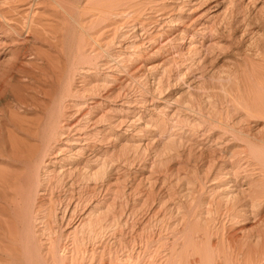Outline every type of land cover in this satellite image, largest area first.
<instances>
[{
	"label": "bare ground",
	"instance_id": "1",
	"mask_svg": "<svg viewBox=\"0 0 264 264\" xmlns=\"http://www.w3.org/2000/svg\"><path fill=\"white\" fill-rule=\"evenodd\" d=\"M1 1L4 4H0V6L3 7L6 5L8 11L2 12L0 9V264H107L104 260L108 251H105L104 247H100L99 250H94L91 246V249L87 248V245L90 243L95 245L108 230H115V227L119 226V219L116 218L118 214L114 216L111 212L112 218L110 219L108 216L110 214L108 213V209L107 212L103 209L106 207H97V205H94L89 213L87 212V216L85 214V216L83 215L85 219L80 220V223L78 222L79 224L76 223L77 225H72L69 222L71 221V217H74L73 210L72 213L69 211L68 220L57 219L59 216L57 217L56 205L54 204L55 201L51 196L46 194L47 196H45V198L43 196L44 194H41L44 192L42 191L41 172L51 163L49 160H46L51 156H54L51 159H53L57 165H62V167L65 168L63 165H65L67 159H72L71 155H76V159H72L74 162H72V164H67V166H70L68 172L81 173L80 180L87 178L88 182H90L89 180H98V178L103 176L107 162L105 161L104 163L100 158L99 160L95 158L93 161L94 163H92H96V166L94 165L96 170H93L89 165L90 158H83L82 155H84V153H80L79 155L78 151H76L77 148H75L76 141L77 143L81 141L85 144L87 142L88 134H85L86 132L81 135V138L78 137V134L81 132L79 131L80 128L83 129V127L86 128V126L99 128L98 125L102 124L103 118L106 116V113L105 115L101 113V111L104 112L105 108L104 110L100 109V113L97 111L95 112L97 108L99 110L101 107L99 106L101 101L97 102L98 99L96 102L92 101L91 107L88 104L89 107L87 106L88 108H85V104H87V101H85L86 97L88 94L92 96L101 93L102 95L104 92L106 95L107 93L108 95L111 94L110 90L107 91L104 82L98 81V84H92V82L87 81L89 79L88 75H91L89 72L100 67L103 63L101 62L98 66L99 62H97V60L99 61L100 58L108 55L105 52V49L108 47H104L106 43H110V41H108L110 38L108 34H106L108 39L104 38L105 43L103 44V39L100 40V36H102L104 31H107L105 29H111L113 25V28L117 27L119 30L120 24L118 22L125 16H130L132 18H129L130 27L134 28V26L137 25H133V22H137L143 27L145 24L143 25L142 22L138 21L139 17L143 18L141 17L142 15H140L141 12L145 10V8L142 10L143 4L147 3L149 5V7H147V10L150 11L149 13H154V15L158 13V16L160 15L161 18L165 17L166 7L157 4V0H149V2L144 0L145 2L141 1V3H138L140 0H0V3H2ZM237 2L238 4L233 0L230 1V7L228 9H226L228 6H224L227 12H225L223 16V11L221 14L222 16L220 15L222 18L219 19L222 20L223 17H227L225 26L228 25L226 27H229L227 30L230 31H226L227 33L225 32L224 34H226V36L230 34L227 39L231 38V40L237 39L234 33L235 30L231 27V23L234 21L237 22L240 15L242 16L240 19H242L243 22L246 19L249 22V19L252 17L249 18L251 15L250 9L251 12L252 10L255 11L252 15L257 17V19H260L264 13V0H237ZM42 5H44V7ZM47 5H49V8L51 6L52 9H47ZM258 5L262 7L259 8L260 6L257 7ZM147 10L144 13H148ZM168 15L166 17H168ZM46 16H61L66 20V24L69 25L68 22H71L72 29L70 28V30H73L74 27L80 34L75 35L74 33H66V30V34L61 37H56L55 34L49 33V30H44L43 25L48 27V25L53 23V21L50 20L48 25V21H42L45 23H41V18L44 19ZM158 16L156 14V17ZM262 17L264 19V16ZM113 18H115L114 21H118L114 23L113 20H111L113 24H111V22L109 23V19ZM56 20L59 22V18H56ZM123 20L125 21L127 19L124 18ZM123 20L120 23L124 25ZM142 20L143 22L146 21H144V19ZM128 21H125V24H127L126 22ZM175 21L176 19L173 21L172 18H170L169 21L166 22L165 19L167 25L171 26L173 23L178 22ZM258 21L260 23V21L263 20H257L256 24H258ZM105 22L110 25H103ZM154 22H156V20L152 23ZM235 22L234 24L236 25ZM239 22H237V24ZM248 22L246 21L244 25L240 22L243 26L239 24L243 29L241 33H237L239 42H246V38L249 34H251V36L255 35L253 39H256V42L264 39V33H262V35L261 32H256L253 28V30H250L251 25L248 24ZM220 23L222 24L223 22ZM66 24L63 26L65 27ZM117 24H119V28ZM218 25L219 23H217V27ZM239 25H236L238 29ZM51 26L48 27V29L56 33L57 30H53V28L57 29L55 25L53 28ZM70 26L71 25H69V27ZM173 26L175 27V24H173ZM92 27L95 29L98 28L97 34H90L89 31ZM249 27L250 29L247 30ZM258 27H260L259 24L255 30H258ZM139 28L142 30L145 26L144 28ZM210 28L209 30L212 31V33L215 32L213 30H216V28ZM262 28H264V26ZM95 29L94 31H96ZM222 30L225 31L226 29ZM222 30H219V34ZM183 32H178L176 38H174L176 39L174 40L175 42L177 40L180 42H184V39L187 40V36L183 34ZM57 33L59 32L57 31ZM60 33L62 32L60 31ZM114 33L117 35V32ZM224 34H222V36L220 35V37L222 38ZM207 35L209 36V34ZM211 35L209 37H211ZM113 36L114 34L112 33V37ZM218 36L219 35L214 37ZM96 37H100V39L97 40ZM151 37L146 38L152 42L151 40L153 39ZM201 37L203 38V36ZM113 38L112 40H114ZM194 38L191 36L190 41ZM251 38L250 40H252ZM148 40L146 41L148 42ZM247 40H249V38H247ZM228 42H226L228 45L224 46L230 47L227 49L230 50L231 46ZM234 43V47H236V42ZM249 43L251 45V42L248 41L247 47ZM259 43L260 42L257 44ZM261 43L263 45V42ZM207 44L209 45L210 43ZM191 45L193 44H189V46ZM203 45V42H201L199 48L194 45V48H197L195 52L192 50L193 53L191 51L190 53L194 56L196 51L199 52L204 48ZM208 45H206V48L209 50L213 48V45L215 49L217 47L221 48L218 41ZM262 45L260 44V46ZM224 46H222V49ZM251 46L249 47L251 48ZM126 48L128 50V46ZM190 48L194 49L192 46ZM214 48L212 49L213 51ZM258 48L257 45L256 49ZM217 49L221 52V49ZM263 49L264 47H262L261 51ZM203 51L205 52V49ZM257 51H255L256 54L258 53ZM262 52L264 53V50ZM199 53L196 54L198 55ZM237 54L240 59V54ZM258 54L260 55L261 53L259 52ZM253 55L257 57V55ZM236 56H233L231 59L234 63L238 61L234 58ZM241 56H243V53ZM263 56L264 54L262 57ZM203 57H205V55ZM262 57L260 56L263 60ZM197 60L198 62L200 61V59ZM227 60L229 59L227 58ZM233 62L230 63L232 64L230 70L236 65ZM249 62L250 65L254 67L253 69L255 71L250 74L249 71L247 72V67H245V72L248 73L247 75H251L249 78L251 85H254L256 90L258 88L259 92L255 91V89L252 91L251 88L253 86L249 88L248 84H245L246 82L248 83V79H244L246 82H242V86L243 83L245 87L248 86V89H246L249 90V96L244 94L245 97L248 96V99L244 97L243 93H246L247 90L243 87L245 90L241 95H243L242 97H244V99L241 100L242 97L239 98L238 96V98H236L241 101H237V99L235 100V98H233L235 100V107L232 112L234 109L236 110L234 111V113L236 112V117L234 116L233 119L231 116L232 114L229 115L230 117L227 114L226 116L223 114L225 117H222L220 113L215 115L211 114L212 116H208L205 120L210 127L213 126L216 128V133L210 136V140L214 142V144L228 147L231 141H241V144H237L238 146H236V149L228 153L230 154L228 158H230V160L233 159V162L229 160L228 164L219 166H214V164H212L210 165L211 167L208 165L210 169L206 167V169L210 171L205 170L207 175L205 174L206 178L202 179L206 180L204 181L206 183L212 182L209 186L210 188L203 189L204 186H202L201 182H197L199 184H196L197 187L195 189H200L196 190L197 192L199 191L198 194L192 186L189 188L187 185L185 190L179 192L181 198L185 201L175 204L173 209L169 210L171 216L174 215V218H172V222L169 223L168 226L164 223V226H166V230L164 228V231L168 230L169 239L163 242L162 237L161 239L159 238L152 241L155 244V249L152 252L153 254L151 253L152 257L149 255L152 258V263H150V261L148 264H156L157 261L153 259L158 256V258H160V256L163 258H160L163 261L161 264H264V131H262L264 130L262 129L264 126H261L264 125V123L260 125L262 128L258 129V133L256 131L253 132L251 125V128L248 124L245 125L250 122L249 120L251 118L258 119V117H261V120H264V65H252L248 56L247 63L249 64ZM252 63L257 64L254 62ZM237 64L240 63L238 62ZM235 67L236 66H234V68ZM225 68L227 67L225 66ZM234 68L230 71L229 76L231 72L234 71ZM131 71L129 70L128 72L131 73ZM235 73L238 74L236 71ZM219 74L223 73L221 72ZM181 75L177 78L181 79ZM241 75L240 77L242 78L243 75ZM245 75L243 78L247 76ZM229 76H227V78L230 79L232 75ZM77 77L82 79L80 80V88L77 87L78 84L80 85V82H78V84L74 82ZM105 77L107 78V76ZM113 77L111 78L115 79L114 81L118 80L116 76ZM235 77L236 76H234V78ZM240 77L236 78L237 82ZM128 78L130 77L128 76ZM120 79L118 82L123 78ZM236 80L234 79L233 81L236 82ZM124 82L123 80V83ZM111 84L110 86L113 87ZM258 85H261V88L257 87ZM230 88L231 87H229V89ZM116 90L118 89L113 91ZM252 93L255 95H251ZM230 94L231 93H229V95ZM106 95L105 97L104 95L102 96L105 101L109 99L108 95ZM113 97L115 96L113 95ZM88 103H90V101H88ZM95 113H99L100 115ZM104 120L106 121V119ZM260 129L262 130L260 131ZM255 132L257 135L253 134ZM229 150L227 151L229 152ZM52 151L54 152L51 153ZM202 155L200 158L197 155L200 160L201 157H203ZM116 159L118 158L116 157ZM53 166H55V164H53ZM91 166L93 167V165ZM211 168L213 170H211ZM52 170H50V172ZM54 173L51 172L50 174L53 175ZM56 173L55 175L57 176L58 173ZM64 173L65 172L59 173L60 177L62 176L64 178ZM60 179L61 178L58 180L56 179V182L60 181ZM186 182L188 183V181ZM190 185H192L191 182ZM40 196L41 199L45 198L41 202H39V200H41ZM98 206L100 205L98 204ZM110 211L112 210H109V212ZM61 216L59 218H61ZM67 221L69 223H67ZM62 222H66L65 226L63 223L64 228L62 227ZM120 246L121 245H119V247ZM119 247L117 246L115 250H118ZM117 255L119 256V252L117 254V251L113 252L111 255L108 253L107 258H109L108 261L110 260L108 264H120L118 263L119 260L117 259ZM160 262L159 260V264Z\"/></svg>",
	"mask_w": 264,
	"mask_h": 264
},
{
	"label": "rangeland",
	"instance_id": "2",
	"mask_svg": "<svg viewBox=\"0 0 264 264\" xmlns=\"http://www.w3.org/2000/svg\"><path fill=\"white\" fill-rule=\"evenodd\" d=\"M141 1L149 2V0H145V1L140 0V2L138 3H141ZM230 1L232 0H157L156 1L157 4H160L166 7L165 17L168 15V12H169L168 17L161 18L160 15L158 16V13H156L158 16L156 17V14L154 15V13H149L150 11L147 10V7H149V5L146 3L142 5L143 6L142 10H144L145 8L144 12H146L147 10L148 13L141 12L140 15H142L141 17L143 18L139 17V20H138L142 22L143 25L145 24L144 26L146 29L144 28V26L142 27L137 22L132 23L133 25L137 24L134 26V28L130 27L131 25L129 23L130 22L129 18L131 17L127 16L128 17L127 18L125 16L124 18L127 19L125 21L129 20L128 22H126L129 25L125 24V21L123 20L124 18L122 19L124 21L123 22L124 25L121 24L120 22H122V20L120 19L121 21L118 22L120 24L119 30L117 29L116 26H115L116 28H113L114 26L113 25L111 26L113 29L111 27H110L111 29L109 28L105 29L107 31L103 32L102 36H100L101 39L100 37L99 38L96 37L97 40L103 39L102 42L104 44L105 39H108V36H109L110 39L108 41H110V43L108 41L106 42L112 45H109L108 43H106L105 44L106 46L104 48H107V47L108 48L105 49L106 51L105 50L104 51L108 55L106 57L100 58L99 61L97 60V62H99L98 66L101 64V62L104 63V64L102 63L104 66L102 64H101L102 66L100 65L102 69L100 67H97L96 69L91 70L92 73L89 72V74L91 75H88L89 79L88 80L86 79V80L92 82V84H95V83L98 84V81L104 82L106 85L107 91L110 90L111 94L108 95L107 93L109 97V99H107L108 101L107 100L105 101L103 100L104 98H102L103 95L105 97L106 95L105 92L102 95L101 93L99 95H92V96L88 94V96L89 95L90 96L89 97L87 96L85 99V101H87V104H85L86 106L85 108H88L89 105L91 107V103L96 102V100L98 99L97 102L101 101L100 102L101 104L99 106L103 108L100 107L99 110L97 108L95 112L97 111L100 113V111L102 109L104 110L105 108L106 111L105 110L104 112L101 111V113H104V115L106 113L105 117L103 115L104 117L103 122L105 121L104 119H106V121L104 122V124L103 122L102 124H99L98 125L99 128H92L89 126L88 127L86 126V128L83 127V129L80 128L79 131L81 132L78 134V137L81 138V135L86 132L85 134H88L87 142L85 144L81 141H78V143L76 141L75 148H77L76 151H78L79 155L80 153L82 154L84 153V155H82L83 158L85 157L90 158L89 165L91 168H93V170L94 169L96 170V168H94L96 166V163L93 164L94 163L93 161L95 158L98 160L100 158V160L102 162L104 161V163L106 161L107 163L105 165L106 169H104V174L103 176L98 178V180H95V181L89 180L90 182H88L87 178H83V179L81 178L82 180H80L81 173L77 174V172H72V173L68 172L70 166L69 165L67 166V164L68 163L72 164V162H74L72 161V159H76L77 157L76 155H71L72 159L70 158H68L69 160L67 159L68 162L66 161L65 165H63L65 166V168L62 167V165H60L61 167L57 165L56 162H54V160L51 159L54 156H51L49 157V159H46L47 161L49 160L51 163H49L48 164L49 166L45 167L46 169L42 170L41 172L42 191H44L41 194H44L43 195L44 197L47 195L51 196L53 200L55 201L54 204L56 205L55 208H56L57 217L58 216L60 217L61 215L63 216V218L61 216V218L58 217L57 219L59 220L67 219L70 213L69 211H71V213L74 211L73 213L74 217L71 214L72 217L70 219L71 221L69 222L72 225L73 224L77 225L80 223V220L85 219L84 216L87 214V212L89 213L90 209L93 208L94 205H97V207H101V206L106 207L103 209L106 212L108 209V213H110L108 216L110 219L112 218V215L116 216L118 214L116 216V218L119 219L118 220L119 226L118 227L116 226L117 229L115 227V230H108L104 234V236L101 238V240L95 243V245H92L91 243L90 244L87 243L88 244L87 248H90L91 246L92 249L99 250L100 247L101 248L104 247L105 251H108L110 255L113 252L117 251V254L119 252V256L117 255V259L119 260L118 263L120 264H148L152 260L151 258L153 254L152 252L155 249V244L152 241H155L156 239H159V238L161 239L162 237H163L162 238L163 242L166 239L167 240L169 239V236H168L169 234L167 233L168 230L164 231V228L166 230V226H168V224L172 222V218H174V215L171 216V213L169 212V210H172L175 204H178L181 202L183 203V201H185L184 199L181 198V195L179 194V192L181 190H185L187 186L189 188H191L192 186L195 189L200 182L202 186H204L203 189L210 188L209 186L210 184H212V182H208V183L204 182L206 181L204 179L206 178V175H207V172H205V170L210 171L209 170L211 167L210 165L212 164H214V166L228 164L230 160V158H228L230 157V154L228 153L236 149V146H238L237 144H241L240 143L241 141H238V140L231 141L230 143L231 145L229 144L228 147L218 146L214 144V142L210 140L211 138L210 136L213 133H216V128H214L213 126L210 127L205 121L208 116H212L213 114L215 115V114H220V113L222 117L224 115L226 116V114L228 116L232 114L231 116L234 119V116L236 115L235 114L236 112L234 113V111L236 110L234 109L233 112L232 110L235 107L234 101L238 98V96L239 98H241L244 94L249 96V93H248L249 90H247L248 86L249 88L253 86L251 88L252 91L253 89H255V91H258V88L256 90V88H254V85H251V82L249 79L251 75H247L248 71L250 72V74H252L255 71L253 69L254 67L250 65V62L249 64L247 63L248 56H249V61L251 60L252 65L254 66H258L260 64L264 65V62H263L264 56L262 57V55L264 54L262 51L264 49L261 51L262 47H264L263 46L264 39L258 41L260 43L257 44L258 42H256V39H253V37L255 38V35L251 36V34H249L247 37L249 38V40H247L246 38V42H239V38H238L239 36L237 35L241 33V31H243L241 26H243L246 21L248 22L247 19L243 22L242 19H240L242 18V16L241 15L239 16L238 20L239 21L241 20L240 22H242L243 25L240 24L238 20H237V22H239L238 24L237 22L234 21L236 25H239V24L241 25V26L239 25V29L237 28L238 26L234 24V22L231 23L232 24L231 27L232 29L235 30L233 31L237 39H232V40L231 38L227 39L230 36V34L228 33L229 34V35L227 34L228 36L224 34L226 31L227 32L230 31V30H227L229 29V27L228 28L226 27L228 25L225 26L226 24L225 21L227 20L226 19L227 17H223L222 20H219V19L222 18L221 14L223 11H224L223 16H224V13L227 12V10H225L224 8L228 6L226 8L228 9L230 7V4H229ZM233 1L238 4L237 0H233ZM0 4L3 5L4 3L2 2ZM4 6H3L4 8L0 6L1 11L2 12L8 11V8L6 7V5ZM42 6L44 7V5ZM257 7L261 8L262 6L258 5ZM46 8L48 9L49 5H47ZM49 9H52V7L50 6ZM250 13L251 15L249 16V18L251 16L252 17L251 19L248 18L249 19L248 24L251 25L250 26L251 29L249 27L247 28V30L254 29V31L256 32L259 31L261 32V34L264 33L263 31L264 28H262L264 26V19L262 17L264 16V13L260 17V19L259 18L257 19V17H254V15H252L253 13H255V11L252 10L251 12V9H250ZM151 15H153L154 17ZM50 17L51 16H48V17L46 16V18L44 19L41 18L42 19L41 23H45L42 21H46V22L48 21L47 23L48 25L50 21H53V23L51 22L53 25L52 24H51L52 26L48 25V27L51 26L53 28V26L55 25L57 29L53 28V30L54 31L57 30L59 32L57 33L56 31L57 35L55 32H52V30L48 29L46 25H43V26H44V30L46 29L49 30V33L55 34L56 37H61L62 35L66 33H70V34L74 33L75 35L80 34L78 33V30L74 29V27H73V30L75 31L70 30V28L72 27V24H70L71 22H68L69 25H71L69 27V25L66 24L67 23L66 20H64L61 16H56V17H51V18ZM56 18L57 19L59 18V22L56 20ZM164 18L166 19V22L169 21L170 18H172L173 21L174 19H176L175 22L177 21L178 22L173 23L175 24V27H174L173 24L172 26L167 25ZM114 19L115 18L109 19L110 20V21L108 20L109 23L111 22V24H113V22L115 23L116 21H118V20L114 21ZM142 19H144V21L146 20L147 24H146V21L143 22ZM256 19L263 20V21H260V23L258 21V24L261 27V28L258 27V30H255L257 29V25H258L256 24L257 23ZM111 20H113V22ZM152 20L153 21L156 20V22L152 23L153 22ZM220 22H223V23L221 24ZM109 23L105 22L103 25L105 24L107 25ZM217 23H219L218 27H217ZM64 24H66L65 27L63 26ZM119 24H117L118 28H119ZM139 27L144 28L145 30L142 29L143 30L142 31ZM210 27L214 29L216 28V30H213V29L212 30L215 31L213 32L214 34L217 32L216 34L219 35L218 37H214L217 35L216 34L214 35L212 31L209 30ZM221 28L224 30L226 29V30L223 31ZM94 29L95 28L92 27L91 30L94 31ZM91 30L90 31L88 30L90 34H97L98 28H96L95 29L96 31H94L96 33H94ZM219 30H222L223 33L222 31L221 33L224 34L226 37L223 35V37L221 38L220 35L222 36V34L221 33L219 34ZM60 31L62 33H60ZM114 32H117L116 33L117 35H115ZM178 32H183V34H186L187 40L184 39L183 40L184 42L182 41L180 42L179 40H177L178 42L176 41L177 42L176 43L174 41L176 39L174 38H176V35L178 34ZM104 33L105 35L108 34V36L107 35L105 36ZM112 33L114 34L113 37L115 38L112 37ZM199 33L201 36H203L204 41H203V38L199 35ZM207 34H209V36L211 35L212 39ZM191 36L193 38L195 36L194 39H191L192 42L190 41ZM146 37L147 38L151 37L153 39L151 40L152 42H150ZM112 38L114 40H112ZM250 38L252 40H250ZM111 40H112V43H111ZM146 40H148V42L151 44H149ZM153 41H156V42H153ZM200 41L203 42L204 48H202V50L199 51L200 53L202 52L201 54L196 51V53H199L200 55L199 54L197 55L195 53L194 55L195 57H194L193 54L190 53V51L192 52V50H194L193 52H195V49L197 47L198 48L200 47V44H201ZM217 41L221 46V48L220 47H217V48H219V50L221 49V52L218 51L217 48L215 49L214 45H213L214 51L212 50L213 49L212 48L210 49L212 51L209 52L210 50L206 48V45H208L207 43L211 44ZM248 41L251 42L252 46L250 45V43H249V46H251L252 49L249 46H248L249 48L247 47ZM226 42L230 44L231 46L230 50H227L230 47L228 48L224 46V45L226 46L228 45ZM234 42H236V47H234L235 46ZM261 42H263V45ZM191 43L193 44L191 45L192 48H194L195 46L197 47L194 49H191L190 48L191 46H189V44ZM260 44L262 46H260ZM124 45L126 47L128 46V50ZM253 45L256 48L258 45L259 48L256 49ZM188 46L191 50L188 48ZM222 46H224L223 49H222ZM204 49H205V52L203 51ZM255 51H257L258 53L260 52L261 54L260 55L258 53L256 54ZM237 53L240 54V59ZM242 53H243V56H241ZM202 54L203 56L205 55V57H203ZM231 54L233 56L238 55L234 58H236L238 60L237 63L239 62L241 65L234 63L231 60L233 57ZM253 54H255V56L257 55V57H254ZM260 56L263 58V60L260 58ZM226 57L229 60H227ZM253 57L256 59H254ZM197 59H200V61L198 62ZM133 61L135 64L133 63ZM232 62L236 64V65L234 64L233 65L236 66L235 68L237 70L234 68V66L230 70L231 68L230 66H232V64L230 63ZM252 62L254 63L258 62L259 64L258 63L253 64ZM225 66L227 68H225ZM245 67H247V72H245L246 71ZM233 68H234V71L231 72L230 76L232 75V77H230L229 73L230 71L233 70ZM128 69L130 71L132 70L131 73L128 72L129 71ZM241 69H243L244 71ZM225 70L227 73L225 72ZM235 71L239 75L236 74ZM221 72L223 74H219ZM244 72L247 76L244 74ZM179 74L180 75L182 74L181 75L182 80L180 78H177V77H180ZM226 74L227 76L230 77V79L232 78L233 80L234 79L236 80V78H239L241 74L242 75L244 74L246 77L243 78L244 75L243 76L241 75L242 78L240 77V79H238V82L236 80L237 82L236 83L232 79L230 80L229 78H227ZM127 75L130 78H128ZM105 76H107V78ZM113 76H116V79L118 80L114 81L115 79H113L114 78ZM126 76H127V79H126ZM234 76L236 77L234 78ZM94 78H96L97 80ZM76 79L74 81L75 84H78V82L82 80L79 77H77ZM119 79L122 81V83L121 81L118 82ZM244 79H248V83L244 81ZM123 80L126 82V83L124 82L125 84L123 83ZM242 82L244 83L246 82L245 84H248V86L245 87L244 83L242 86ZM110 84L113 87H111ZM79 86L81 87V82H80V85L78 84L77 87L80 88ZM229 87L231 88L229 89ZM243 87H245V89L247 88L246 89L247 92L245 91L246 93H243V91L245 90ZM257 87L261 88V85L260 86L258 85ZM115 89H118V90L113 91ZM229 93L231 94L229 95ZM242 93L243 95H241ZM112 94L115 97H113ZM253 94L254 93H252L251 95ZM248 96L245 97L244 95V97L247 99H248ZM244 97H242L241 100L244 99ZM233 98H235V100ZM230 99H232L233 102ZM102 100L105 102H103ZM239 100L237 99V101ZM88 101H90V103H88ZM99 113H95V114L100 115ZM251 119L249 120L250 122L248 123L244 122L246 123L245 125L247 124L249 126L251 125L253 132L259 131L258 129L262 128L260 127V125L264 123V120L263 119L261 120V117L260 118L258 117V119L256 118H251ZM256 120L258 121V123ZM261 126H264V125H261ZM253 128L257 130H254ZM262 129H260V131ZM256 132L253 134L257 135L258 132L257 133ZM227 150H229V152ZM53 152L54 151H52L51 153ZM118 153L121 155H119ZM197 155L199 156V158L201 155L203 156L201 157V160L198 158ZM115 156L118 159H116ZM230 161L233 162V159ZM53 164H55V166H53ZM56 165L59 167H57ZM91 165H93V167ZM206 167H209V169H206ZM59 168H60V171H59ZM50 170H52L51 171L52 173L57 172L58 173V174L56 173L57 176L55 175V173L53 175L50 174L51 173ZM56 170H58L59 172ZM211 170L213 169L211 168ZM63 172H65L63 175L64 178L62 176L60 177V174H59ZM59 178H61L60 179L61 182L57 181L59 183L58 184L56 182V179L58 180ZM186 181H188L189 184ZM190 182L192 183V185H190ZM198 189L199 188L195 189V192H197L196 190ZM198 193L199 191L197 192V194ZM45 198L41 199V196H40L41 200H39V202H41ZM98 204L100 206H98ZM109 210H112V211L109 212ZM111 212H112V215H111ZM69 222L67 221V223ZM63 223L65 226L66 222H62V227L64 228ZM164 223L166 226H164ZM148 241L149 243L147 244ZM119 245H121L120 246L121 248L119 247ZM117 246L120 249L118 248V250L117 249L115 250ZM108 253L106 254V257L104 260L107 264L110 261V260L108 261L109 258H107ZM158 257L154 258L153 260L158 262V263L156 262V264H159V260H160L161 261L160 264H161L163 262L162 261L163 258L161 256L160 258L162 259ZM150 263H152V261Z\"/></svg>",
	"mask_w": 264,
	"mask_h": 264
}]
</instances>
